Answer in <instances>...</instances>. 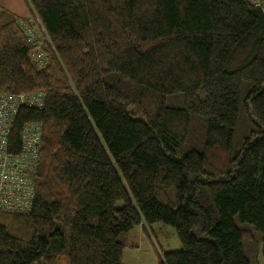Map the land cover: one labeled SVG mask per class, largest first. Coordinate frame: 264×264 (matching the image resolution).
Returning a JSON list of instances; mask_svg holds the SVG:
<instances>
[{
    "label": "trees",
    "instance_id": "16d2710c",
    "mask_svg": "<svg viewBox=\"0 0 264 264\" xmlns=\"http://www.w3.org/2000/svg\"><path fill=\"white\" fill-rule=\"evenodd\" d=\"M28 4L38 27L0 9V92L46 99L18 111L8 138L18 153L22 126L41 125L31 209L0 212V264H124L125 235L155 224L181 247L159 264H250L258 251L264 264L260 11L243 0ZM243 85L254 128L233 151Z\"/></svg>",
    "mask_w": 264,
    "mask_h": 264
},
{
    "label": "built area",
    "instance_id": "2783aa9c",
    "mask_svg": "<svg viewBox=\"0 0 264 264\" xmlns=\"http://www.w3.org/2000/svg\"><path fill=\"white\" fill-rule=\"evenodd\" d=\"M260 11L264 17V0H243ZM30 43L37 42L34 29L22 25ZM32 60L44 66V55L34 52ZM46 95L42 91L28 94H11L0 92V212L5 214H26L30 211L34 198L33 176L36 173L41 142V125L26 122L20 132V150L11 153L8 138L14 118L22 108L41 110Z\"/></svg>",
    "mask_w": 264,
    "mask_h": 264
},
{
    "label": "rangeland",
    "instance_id": "374dc122",
    "mask_svg": "<svg viewBox=\"0 0 264 264\" xmlns=\"http://www.w3.org/2000/svg\"><path fill=\"white\" fill-rule=\"evenodd\" d=\"M245 91L246 88L243 85L233 134V151L241 147L244 138L248 136L250 131L254 128L244 106ZM175 98L180 99L182 96L177 95ZM170 100L171 99L168 98L167 102ZM202 129H204V126ZM141 228L143 231H141L138 226L134 227L124 237V264H159L162 253L177 251L181 248L177 235L172 228L161 224L153 225L150 230H146L143 225ZM249 229L253 240H259V234L256 233L252 227H249ZM250 264H262L260 251H258L257 257L250 258Z\"/></svg>",
    "mask_w": 264,
    "mask_h": 264
},
{
    "label": "crops",
    "instance_id": "0c3cea01",
    "mask_svg": "<svg viewBox=\"0 0 264 264\" xmlns=\"http://www.w3.org/2000/svg\"><path fill=\"white\" fill-rule=\"evenodd\" d=\"M0 9L6 10L17 18L27 20L38 27L35 16L28 4V0H0ZM139 229H142L141 226H139Z\"/></svg>",
    "mask_w": 264,
    "mask_h": 264
}]
</instances>
